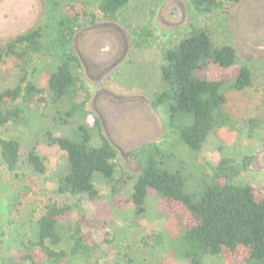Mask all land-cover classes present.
<instances>
[{
    "label": "rangeland",
    "instance_id": "1",
    "mask_svg": "<svg viewBox=\"0 0 264 264\" xmlns=\"http://www.w3.org/2000/svg\"><path fill=\"white\" fill-rule=\"evenodd\" d=\"M217 1L219 5L203 15L190 0H130L115 16L105 17L98 8V0H57L56 4L50 0H0V45L34 28L54 29L60 19H65L67 28L73 30L71 45L76 53V43L84 41L87 47L101 53L102 48L113 46L105 34L108 30L101 29L107 27L111 32L113 29L124 39L127 52L109 76L107 86L118 93L143 96L145 100L113 116L106 127L92 102L96 86L82 66L79 68L76 101L85 103L100 123L99 128L91 129L90 145H100L104 136L116 149L113 182L118 193L115 195L112 183L105 181L94 184L97 196L60 192L58 172L66 165L67 152L51 144L40 126L36 134L27 127L18 130L11 123L0 125V137H18L23 154L19 167L11 170L0 150V264H27L24 256L34 251L29 245L31 227L50 203L72 207L65 220L67 229L61 243L52 246L66 252L62 264H179L153 245L152 235L171 225L159 211L157 197L151 194L147 198V212L139 217L131 196L142 171L145 150L173 134L166 114L155 105V97L163 86L161 70L167 51L194 27L205 28L217 45H232L236 51L233 67L247 65L252 84L226 93L225 108L234 120L231 126L210 133L200 151L191 150L187 145H177L175 151L191 175L211 173L223 158L234 159L240 165L239 180L264 194V48L251 44L241 34L243 30L264 38V0ZM50 50L56 53L54 48ZM37 57L34 56L38 66L31 62L29 70L32 72L35 66L33 80L44 89L39 98L45 100L33 107L35 128L41 120L39 113L51 99L43 67L51 63L52 57L45 55L43 60ZM22 63L14 57L0 60V90L17 85ZM253 118L261 120L257 126V122L248 123ZM34 145L46 156L44 174L34 172L27 164L26 153ZM13 190L19 191L20 197L17 212L11 214L7 202ZM77 227L93 248L89 254L71 251ZM41 260V264H57ZM203 264L244 263L236 258L213 255Z\"/></svg>",
    "mask_w": 264,
    "mask_h": 264
},
{
    "label": "trees",
    "instance_id": "2",
    "mask_svg": "<svg viewBox=\"0 0 264 264\" xmlns=\"http://www.w3.org/2000/svg\"><path fill=\"white\" fill-rule=\"evenodd\" d=\"M129 1L98 0V8L103 16L111 17ZM190 1L203 15L219 5L217 0ZM72 36L73 30L67 28L66 20L60 19L54 29L34 28L0 45V60L14 57L24 63L17 85L0 90V125L11 123L18 130L27 127L36 134L40 126L51 144L67 152L66 165L58 172L60 192L97 196L94 184L105 181L112 183L115 195L118 193L113 182L116 149L104 136L100 145H90L91 129L99 128L100 123L85 103L76 101L81 62L71 45ZM51 48L56 53H51ZM35 55L42 60L45 55L52 57L51 63L43 67L50 104L39 113L41 120L37 128L32 125L36 117L33 107L45 98H39L44 89L33 80L35 66L32 72L29 70L31 62L38 66ZM235 63L236 51L232 45H217L205 28L194 27L167 51L162 66L163 86L156 93L155 105L166 114L173 134L145 150L131 202L136 214L144 217L147 198L151 194L157 197L159 211L171 225L152 235L153 245L179 264H203L213 255L236 258L244 264H264V194L239 180L240 165L234 159L223 158L211 173L191 175L175 151L177 145L200 151L210 133L234 123L225 108L226 93L252 84L250 68L233 67ZM260 121L253 118L248 123L257 122V126ZM68 127L71 129L67 133ZM0 150L8 168L17 169L23 159L19 138L0 137ZM25 157L34 172L47 171L46 156L36 145L28 148ZM19 197L17 190L9 193V213L17 212ZM71 211L69 204L46 206L30 230L29 245L34 251L25 250L27 264H41V259L62 264L66 252L52 246L61 243L67 229L65 220ZM73 237L72 253L92 251L79 227Z\"/></svg>",
    "mask_w": 264,
    "mask_h": 264
},
{
    "label": "flooded vegetation",
    "instance_id": "3",
    "mask_svg": "<svg viewBox=\"0 0 264 264\" xmlns=\"http://www.w3.org/2000/svg\"><path fill=\"white\" fill-rule=\"evenodd\" d=\"M103 24H108V22ZM101 30H108V33L105 34L113 41L112 47L102 48L101 53H97L93 48L87 47L85 41L83 44L82 42H77L76 44L78 47L77 55L79 56L81 66L87 78L96 86L92 99L93 106L107 127L108 120H111L113 116L122 113L127 108L133 107L138 103L143 104L145 100L143 96L118 93L107 86L109 76L126 57L127 45L124 43L122 36L113 29V33L107 27ZM75 40H77V37Z\"/></svg>",
    "mask_w": 264,
    "mask_h": 264
},
{
    "label": "water",
    "instance_id": "4",
    "mask_svg": "<svg viewBox=\"0 0 264 264\" xmlns=\"http://www.w3.org/2000/svg\"><path fill=\"white\" fill-rule=\"evenodd\" d=\"M241 34L251 44H253L257 47L264 48V38H258L256 36L249 35L246 32H244L243 30H241Z\"/></svg>",
    "mask_w": 264,
    "mask_h": 264
}]
</instances>
